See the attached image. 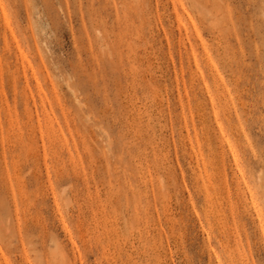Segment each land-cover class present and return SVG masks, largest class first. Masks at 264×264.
Returning a JSON list of instances; mask_svg holds the SVG:
<instances>
[{
    "label": "rangeland",
    "instance_id": "obj_1",
    "mask_svg": "<svg viewBox=\"0 0 264 264\" xmlns=\"http://www.w3.org/2000/svg\"><path fill=\"white\" fill-rule=\"evenodd\" d=\"M264 0H0V264H261Z\"/></svg>",
    "mask_w": 264,
    "mask_h": 264
},
{
    "label": "snow or ice",
    "instance_id": "obj_2",
    "mask_svg": "<svg viewBox=\"0 0 264 264\" xmlns=\"http://www.w3.org/2000/svg\"><path fill=\"white\" fill-rule=\"evenodd\" d=\"M261 264H264V260L261 261Z\"/></svg>",
    "mask_w": 264,
    "mask_h": 264
}]
</instances>
